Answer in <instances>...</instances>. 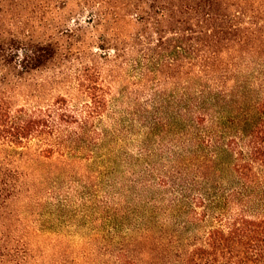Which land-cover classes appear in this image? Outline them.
I'll return each instance as SVG.
<instances>
[{
	"label": "rangeland",
	"instance_id": "374dc122",
	"mask_svg": "<svg viewBox=\"0 0 264 264\" xmlns=\"http://www.w3.org/2000/svg\"><path fill=\"white\" fill-rule=\"evenodd\" d=\"M75 10V3L67 8L62 2L31 4L19 28L24 35L35 32L53 40L60 51L48 68L26 77L13 103L47 109L58 101L62 107L66 98L78 113L88 101L80 87L87 66L102 74L107 101L92 121L85 149L75 146L62 157L61 147L45 158L47 146L38 140L10 154L0 148V162L7 157L14 164L19 190L11 201V224L17 242L30 249L28 264H123L128 259L162 264L177 259L173 250L189 237L205 235L224 211L264 216V167L250 183L235 172L237 156L227 151L230 143L237 147L250 102L238 75L224 88L230 96L194 130L191 76L155 79L145 53L137 50L111 61L98 56H115L114 51L94 47H86V53L74 49L68 59L62 56L63 28L79 25L71 16ZM89 16H83L85 26ZM196 132L204 142L193 153ZM211 133L217 145L209 142ZM215 146L222 151L213 158ZM176 183L187 196L180 206L173 203L180 196ZM204 193L217 195L208 208L199 200ZM148 229L155 235L149 241Z\"/></svg>",
	"mask_w": 264,
	"mask_h": 264
},
{
	"label": "trees",
	"instance_id": "16d2710c",
	"mask_svg": "<svg viewBox=\"0 0 264 264\" xmlns=\"http://www.w3.org/2000/svg\"><path fill=\"white\" fill-rule=\"evenodd\" d=\"M44 1L62 2V8L75 3L77 8L71 16L79 19L78 27L62 30L67 38L62 42L64 58H71L74 49L86 53V47L114 51L115 56L95 54L106 61L127 58L137 50L145 53L155 79L191 76L195 83L189 111L194 130L206 124L222 98L230 96L224 88L238 75L242 95L250 102L240 121L237 147L230 143L226 150L237 156L235 172L253 183L251 176L259 175L258 168L264 167V0H0V22H10L0 24V148L10 154L38 140L47 146L42 156L52 158L61 147L62 157L75 146L86 148L92 121L107 101L101 93L102 74L87 66L80 87L88 101L78 113L66 98L62 107L58 101L47 109L13 103V94L26 77L48 68L60 51L53 40H44L35 32L29 36L19 32L30 5L40 7ZM87 13L85 26L82 21ZM200 138L196 132L193 153L203 146ZM209 142L217 145L214 133ZM218 148L213 147V158L221 155L222 147ZM13 165L7 157L0 162V264H28L30 249L17 242L11 224V201L19 190ZM176 184L180 196L173 203L180 206L187 196ZM212 194L199 197L202 204L208 202L206 208L215 202L217 195ZM151 232L148 229L145 235L148 241L155 238ZM189 238L171 253L177 259L162 264H264L262 215L242 209L224 211L205 235L193 241ZM123 264L141 263L128 259Z\"/></svg>",
	"mask_w": 264,
	"mask_h": 264
}]
</instances>
